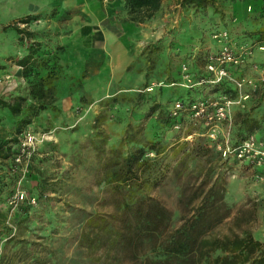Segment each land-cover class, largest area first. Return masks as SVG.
I'll return each mask as SVG.
<instances>
[{"label": "rangeland", "instance_id": "1", "mask_svg": "<svg viewBox=\"0 0 264 264\" xmlns=\"http://www.w3.org/2000/svg\"><path fill=\"white\" fill-rule=\"evenodd\" d=\"M95 1L0 0V101L27 99L19 117L0 107V141L35 104V74L24 78L16 64L28 42L40 43L38 59L55 55L62 73L50 108L0 160V264H140L148 248L119 249L103 222L113 214L109 171L148 142L160 150L147 155L152 173L139 175L149 184L138 194L171 212L169 231L212 190L230 215L211 236L249 232L264 245V168L233 154L250 137L264 148V125L236 144L244 114L264 117V0H213L202 12L177 0H98L108 9L104 36ZM25 17L17 27L30 41L7 29ZM154 105L161 111L148 117Z\"/></svg>", "mask_w": 264, "mask_h": 264}, {"label": "trees", "instance_id": "2", "mask_svg": "<svg viewBox=\"0 0 264 264\" xmlns=\"http://www.w3.org/2000/svg\"><path fill=\"white\" fill-rule=\"evenodd\" d=\"M177 3L180 9L200 12L214 6L213 0H177ZM260 16L264 18V9ZM31 20L30 17H25L10 24L7 29L30 41L33 34L17 26L27 25ZM256 42L264 44V31L257 32ZM39 52L40 43L28 42L26 54L16 61L24 78L35 74L36 80L27 88V97L35 104L27 107L31 112L30 117L17 122L12 139L0 141L2 161L11 157L12 150L9 145L18 142L17 135L21 133V127L30 124L33 116L47 110L54 102L53 83L62 74L61 68L55 55L43 60L37 58ZM39 66L45 70L43 76L36 73ZM219 89L222 88L215 87V90ZM260 90L261 101L264 103V82ZM26 100L25 97H16L11 103L0 101V107L6 109L11 116L19 117ZM160 111L161 106L154 105L150 108L148 117L156 112L159 114ZM243 117L240 121L241 131L238 133L239 141L236 144L259 131L264 125V117L263 120L251 119L246 114ZM162 122L171 125L172 119L166 116ZM159 150L156 143L148 142L122 156L109 171V181L106 185L107 193L113 196L110 200L113 214L108 215L110 223L103 222V228L115 234V244L119 249L136 255L138 248L146 246L148 254L140 264H264V245L249 232L223 237L211 236L212 231L230 215L222 198L212 190L198 198L190 214L181 218L176 229L169 231L171 212L159 201L138 194L149 184V181L139 182V175L146 174L150 178L149 174L152 173L153 165L147 155L158 154ZM97 221L99 219L96 216L89 224L97 226ZM215 253L219 255L212 257Z\"/></svg>", "mask_w": 264, "mask_h": 264}, {"label": "built area", "instance_id": "3", "mask_svg": "<svg viewBox=\"0 0 264 264\" xmlns=\"http://www.w3.org/2000/svg\"><path fill=\"white\" fill-rule=\"evenodd\" d=\"M259 49L263 50L264 48L261 46ZM228 60L231 61V58L228 57ZM233 62L237 63V61H233ZM209 70L213 71V65L209 66ZM262 71L264 72V68L262 69ZM221 74L223 76H226L224 72H221ZM240 86L241 84H238V87ZM233 154L234 157L238 160L249 161L253 163L256 167L264 168V148L260 142L254 139V137H250L247 140L243 141L240 145H238L233 150ZM263 178L264 177H260L261 180ZM16 201H17V197L12 202L16 203Z\"/></svg>", "mask_w": 264, "mask_h": 264}, {"label": "crops", "instance_id": "4", "mask_svg": "<svg viewBox=\"0 0 264 264\" xmlns=\"http://www.w3.org/2000/svg\"><path fill=\"white\" fill-rule=\"evenodd\" d=\"M95 3V4H94ZM94 3H92V4H94V5H92L98 12H99V14L102 16V18H100L99 19V21H98V23H97V25H98V27L96 28V30H95V32H98V34L99 35H101V36H104L105 35V33L106 34H108L109 33V31L106 29V27H105V20H104V18H107L106 16H107V11H108V9L105 7V6H103V5H101V2H98V0H96ZM93 24H95L94 23V21H93ZM95 26V25H94ZM109 26L111 27V24H109ZM96 27V26H95ZM101 28H104V29H106V31L107 32H105L104 33V31H102L101 30ZM104 34V35H103ZM113 34H115V33H113ZM94 35V33L92 34V36ZM91 36V37H92ZM96 36V35H95Z\"/></svg>", "mask_w": 264, "mask_h": 264}]
</instances>
